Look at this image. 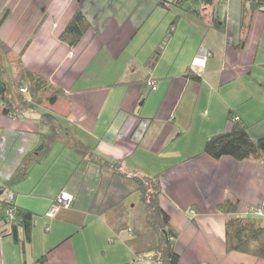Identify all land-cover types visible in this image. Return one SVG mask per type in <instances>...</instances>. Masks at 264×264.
<instances>
[{
  "label": "crops",
  "instance_id": "obj_1",
  "mask_svg": "<svg viewBox=\"0 0 264 264\" xmlns=\"http://www.w3.org/2000/svg\"><path fill=\"white\" fill-rule=\"evenodd\" d=\"M174 1L0 0V16L9 11L0 39L10 48L0 60L11 63L16 82L23 67L63 92L54 103L19 91L0 100V190L40 216L31 243L0 237V264L44 254L45 264H156L114 223L117 205L135 217L133 175L161 178L179 264H264L227 250L228 216L218 209L236 197L237 215L264 219V161L204 151L208 138L231 130V116L253 139L264 136V6ZM78 10L90 25L71 46L61 34ZM203 48L211 56L193 67ZM65 150L78 159L68 162ZM49 155V172L60 157L69 167L44 184ZM61 192L73 196L71 207L48 217Z\"/></svg>",
  "mask_w": 264,
  "mask_h": 264
},
{
  "label": "trees",
  "instance_id": "obj_2",
  "mask_svg": "<svg viewBox=\"0 0 264 264\" xmlns=\"http://www.w3.org/2000/svg\"><path fill=\"white\" fill-rule=\"evenodd\" d=\"M187 0H175L174 3L182 6ZM212 5L217 0H202ZM221 1V0H219ZM251 8L264 6V0H245ZM250 8V9H251ZM245 12V11H244ZM9 11L5 10L0 16V29L7 20ZM85 14L78 10L64 32L61 39L74 46L89 28ZM0 51L9 53L10 48L0 39ZM160 51H157L159 54ZM193 78L198 76L191 74ZM18 91L26 83L28 91L34 100L47 98L54 103L63 94L60 89H54L42 77L33 74L21 67L17 74ZM6 83L0 77V100L5 99ZM10 104L5 100V111L9 112ZM238 117L237 120L234 118ZM233 123L230 131L214 135L206 141L205 153L215 159L225 156L236 160L252 159L264 161V136L253 139L245 124L240 122L239 116H231ZM103 166H111L115 173L128 176L119 172L120 163L103 162ZM138 184L140 205H136L135 217L130 221L129 210L122 205H117L113 211L114 223L117 228L130 229L132 232L131 244L138 253L151 254V259L156 264H179L180 254L175 248L178 232L172 227L169 214L160 204L163 193L161 178L159 176L133 175ZM239 201L236 197L228 198L218 206V209L228 218L226 221V246L229 252L237 251L264 259V219L260 216L237 215ZM121 207V208H118ZM34 228V212L7 202L6 197L0 198V237L10 235L17 243H31ZM139 254V255H140ZM47 254L37 258L31 264H45ZM22 264H28L23 262Z\"/></svg>",
  "mask_w": 264,
  "mask_h": 264
},
{
  "label": "rangeland",
  "instance_id": "obj_3",
  "mask_svg": "<svg viewBox=\"0 0 264 264\" xmlns=\"http://www.w3.org/2000/svg\"><path fill=\"white\" fill-rule=\"evenodd\" d=\"M0 77L5 81V83H6V92H7V94L9 95V96H11V97H13L14 95H15V92H17L18 91V84H17V82H16V78H15V76H14V74H13V72H12V66H11V63L9 62V61H7V62H3L2 60H0ZM26 84V83H25ZM26 95H30V91H28V93L26 94ZM56 135H54V133H53V137H55ZM48 140H50V137L48 136ZM48 140L47 139H45L44 140V142H48ZM57 147V146H56ZM54 148V149H57V148ZM53 154H54V150H53ZM76 154V153H75ZM63 155L64 156H69V161L68 162H70V161H74L75 162V160H77L78 159V157L77 156H75L74 157V154L72 153V154H70V152L68 151V150H65L64 151V153H63ZM54 161V159H52V156L50 157V155L49 156H47L46 158L44 157V160H43V168H47L46 170H45V172H47L48 171V166H49V163H51V161ZM68 162L66 161V159L65 158H58V160H57V166L60 168L61 167V165H63V166H65V167H69V164H68ZM58 168V169H59ZM57 169V170H58ZM57 170H52L51 172H49L48 174H47V176H44V174H42V171H43V169H42V171H41V175L43 176V181H45L44 182V184L45 183H50L52 180H53V177H55L56 175H60V176H62V177H64V173H59L58 174V172L57 173H54V171H57ZM37 171V170H36ZM35 176H33V179L34 180H36L37 178H36V176H40L39 174H37V173H35L34 174ZM48 179V180H47ZM43 184V185H44ZM45 190H48V189H46L45 188ZM8 196V191H6V192H4V193H2L1 195H0V198H5V197H7ZM131 204H130V206H132V204H135V205H140V193H139V191L136 193V195H133L132 197H131ZM36 217V219H37V217H40L39 215H34V218ZM39 231H41V229H39ZM43 231H45V229H43ZM7 237H10V236H7ZM3 239V237L1 238V240Z\"/></svg>",
  "mask_w": 264,
  "mask_h": 264
},
{
  "label": "built area",
  "instance_id": "obj_4",
  "mask_svg": "<svg viewBox=\"0 0 264 264\" xmlns=\"http://www.w3.org/2000/svg\"><path fill=\"white\" fill-rule=\"evenodd\" d=\"M211 56V53L203 48L202 51L196 55L194 57V59L192 60V66L193 67H203L206 64V61L209 59V57ZM148 73L151 75V70H148ZM148 85L153 89H157L156 86V81L154 79H149L148 81ZM21 92L23 94H27L28 93V89L26 87H22ZM238 117L234 118V120H237ZM7 202H13L14 201V193L13 192H9L8 196L6 197ZM73 203V196L70 195L67 192H61L57 199L55 200V202L51 205V207L49 208V210L47 211L46 215L48 217H55L62 209H68L71 207ZM192 214H195V211H191ZM256 212L259 214L261 212V209L256 210ZM49 228H47L48 230Z\"/></svg>",
  "mask_w": 264,
  "mask_h": 264
},
{
  "label": "water",
  "instance_id": "obj_5",
  "mask_svg": "<svg viewBox=\"0 0 264 264\" xmlns=\"http://www.w3.org/2000/svg\"><path fill=\"white\" fill-rule=\"evenodd\" d=\"M3 193V190H0V195Z\"/></svg>",
  "mask_w": 264,
  "mask_h": 264
}]
</instances>
